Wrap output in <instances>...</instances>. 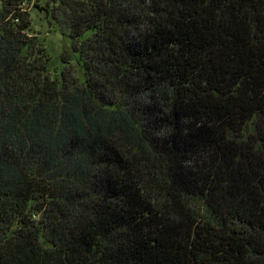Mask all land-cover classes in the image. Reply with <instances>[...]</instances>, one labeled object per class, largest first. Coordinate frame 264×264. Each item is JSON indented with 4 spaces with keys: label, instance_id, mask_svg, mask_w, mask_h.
<instances>
[{
    "label": "trees",
    "instance_id": "1",
    "mask_svg": "<svg viewBox=\"0 0 264 264\" xmlns=\"http://www.w3.org/2000/svg\"><path fill=\"white\" fill-rule=\"evenodd\" d=\"M0 1V264H264V0Z\"/></svg>",
    "mask_w": 264,
    "mask_h": 264
},
{
    "label": "rangeland",
    "instance_id": "2",
    "mask_svg": "<svg viewBox=\"0 0 264 264\" xmlns=\"http://www.w3.org/2000/svg\"><path fill=\"white\" fill-rule=\"evenodd\" d=\"M48 1L50 0H25L23 7L30 13L31 32L44 40L45 45L51 52L52 60L55 58L58 61L61 54L69 52L68 40L66 36L61 34L58 24L52 20L50 14L41 11V9H47L46 3ZM54 67L55 65H53Z\"/></svg>",
    "mask_w": 264,
    "mask_h": 264
}]
</instances>
